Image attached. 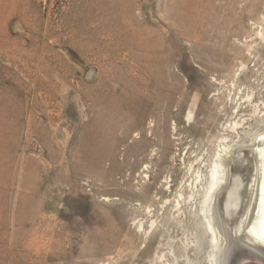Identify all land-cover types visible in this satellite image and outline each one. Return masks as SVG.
Returning <instances> with one entry per match:
<instances>
[{
	"label": "rangeland",
	"instance_id": "1",
	"mask_svg": "<svg viewBox=\"0 0 264 264\" xmlns=\"http://www.w3.org/2000/svg\"><path fill=\"white\" fill-rule=\"evenodd\" d=\"M261 133L264 0H0V264H220L212 170Z\"/></svg>",
	"mask_w": 264,
	"mask_h": 264
},
{
	"label": "bare ground",
	"instance_id": "2",
	"mask_svg": "<svg viewBox=\"0 0 264 264\" xmlns=\"http://www.w3.org/2000/svg\"><path fill=\"white\" fill-rule=\"evenodd\" d=\"M141 39H143V37ZM144 40H146V39H144ZM140 41H139V44H140ZM132 42H133V40H132ZM145 43H147V42H145ZM147 44H149V43H147ZM150 44H151V42H150ZM131 45H132V43H131ZM135 45H136V43H135ZM141 45H142V43H141ZM145 45H142V46H145ZM151 46H152V44H151ZM128 47H129V45H128ZM149 47H147V48L150 49ZM138 48H139V46H138ZM147 48L145 50H147ZM142 49H143V47H142ZM141 51L142 52H140V51H138V52L144 53L143 50H141ZM150 53H152V52H150ZM151 56L152 55H150L149 57L151 58ZM144 58H145V60L146 59L148 60V58H146V57H144ZM135 60H136V58H135ZM149 60L152 61L153 59H149ZM156 62H160V61L157 60ZM137 67H139V66H137ZM152 67H154V65ZM157 67H159V65ZM141 68L142 67L140 66V69ZM150 68L151 67H149V70L152 69V68L151 69ZM142 69H144V68H142ZM146 69H148V66ZM153 70L156 71V69H153ZM159 72L160 71H158V73ZM140 73L143 74L142 72H140ZM160 75H163V72H162V74L160 73ZM139 76L142 77V75H139ZM154 76H155V74H154ZM156 78H158V77H156ZM161 78L162 77H160L159 79H161ZM142 80L144 82V79H141V81ZM146 80L147 79H145V81ZM148 80L146 83L142 82L143 85L141 84L142 86L139 88V90H138L139 92L138 91L137 92H138V95L142 98L141 101L145 105V106H143L145 109H151L152 107H155V106L157 108L158 103H156L154 101H149L147 99L149 96H147V98L144 97V95L148 92L146 90L150 89V91H151V87L153 86L150 82L151 80L150 81H148ZM163 80H164V78H163ZM168 85H170V84H168ZM162 86H163V83H162ZM176 86H178V85H176ZM168 87H171V86H168ZM164 89L166 91V88H164ZM164 89H162V92ZM175 90H176L175 88H172V91H175ZM135 92H136V90H135ZM157 92H160V91L158 90ZM153 94H151L152 97H153ZM149 98H151V97H149ZM167 98H168V96H167ZM148 106H149V108H147ZM128 116L129 115H127V117ZM123 120H125V119H123ZM143 121H144V118L141 117L140 118V124L141 125H142ZM125 126L126 125L124 124V127L122 129V132L124 135L122 138L123 140L126 139V137L128 136V132H129V128L125 127ZM224 166H225V172L223 170V167H222V164L220 163V161L216 162L215 168H214V170H212L213 171V174H212L213 179H212L210 186H209V196H208V199L205 200V204H206L207 210H209V213H210V218H209V225L211 227L210 229H212V231L214 233V239L220 245L219 247H221L220 264H231V263H229L230 254H231V252H233L235 250V247H237L238 239L241 240V242L247 247V249H250L252 252L254 251L258 255L259 254L264 255V133L257 135L256 139L252 143L240 145V146L236 147L233 150V153L231 154L230 159L226 163H224ZM219 254H220V252H219Z\"/></svg>",
	"mask_w": 264,
	"mask_h": 264
},
{
	"label": "water",
	"instance_id": "3",
	"mask_svg": "<svg viewBox=\"0 0 264 264\" xmlns=\"http://www.w3.org/2000/svg\"><path fill=\"white\" fill-rule=\"evenodd\" d=\"M237 240V239H236ZM229 263L231 264H264V255L257 254L250 249L238 239V245L235 250L231 252Z\"/></svg>",
	"mask_w": 264,
	"mask_h": 264
}]
</instances>
